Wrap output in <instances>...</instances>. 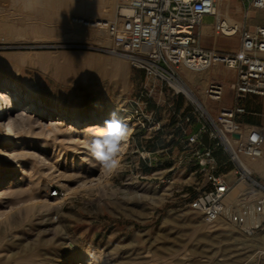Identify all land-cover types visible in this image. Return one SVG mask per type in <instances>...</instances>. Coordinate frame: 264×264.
I'll return each instance as SVG.
<instances>
[{
    "label": "rangeland",
    "instance_id": "obj_1",
    "mask_svg": "<svg viewBox=\"0 0 264 264\" xmlns=\"http://www.w3.org/2000/svg\"><path fill=\"white\" fill-rule=\"evenodd\" d=\"M39 1L0 0V66L3 73H12L17 84L32 83V94L51 104L57 103L58 110L63 108L60 104H65L67 110L84 108L93 94L116 102L117 106L124 99L133 98L137 91H145L143 87L149 79L122 57L117 56L124 69L121 78L98 74L96 67L107 66L108 58L113 57L110 42L98 46L71 37L68 30L73 24L68 21L74 17V10L66 17L65 27L54 9ZM123 1L113 0L110 17ZM236 3L241 6L240 0H223L221 12L227 10L238 22L264 23V13L253 14L254 9L243 6L239 11ZM202 21L211 23L213 16L204 15ZM212 41V31L199 35V43L203 46H212ZM236 44V37L217 38L214 46L232 48ZM86 59H93L94 65L82 73L78 63ZM65 65L68 67L64 69ZM216 73L225 83L223 96L220 101L208 104L213 107L229 105L232 98L227 83L232 75ZM185 80L203 98L200 85ZM163 90L162 96L170 99V91ZM154 96L160 97L158 93ZM140 100L144 101L145 96ZM181 101L179 98L178 102ZM23 107L13 113L16 120L19 116L23 118L14 128L18 138L25 141L22 150L26 149V153L17 154L22 171L0 192V264H54L60 248L74 246L93 252L101 264H264V254L253 256L257 250L255 245L246 246L264 234V222L247 231L233 232L230 230L235 229L233 227L206 223L190 209H177L176 199L167 200L163 186L158 189L161 196L144 195L149 191L142 184L154 185L156 180L132 178L130 170L134 162L127 156L131 139L117 158L115 168H101L95 160L90 165L84 153H77L89 147H82V142L72 143L63 136L64 125H52L51 120L38 118L34 111ZM21 111L26 113L22 116ZM73 163H81V166L75 170V175H67L65 169ZM20 178V184L15 183ZM241 183L238 181L234 186L235 193L240 191ZM50 185L57 187L59 193L47 199L44 194H49ZM262 209L264 211V203ZM245 222L246 219V227ZM214 227L218 228L202 231ZM245 238L248 241L244 243ZM63 241L65 243L57 245L53 253V244ZM236 241L240 242L236 244ZM18 242L19 262L11 259ZM240 243L242 246L237 247ZM29 247L30 251L23 253ZM43 251L49 255L44 256ZM86 263L85 259L74 264Z\"/></svg>",
    "mask_w": 264,
    "mask_h": 264
},
{
    "label": "built area",
    "instance_id": "obj_2",
    "mask_svg": "<svg viewBox=\"0 0 264 264\" xmlns=\"http://www.w3.org/2000/svg\"><path fill=\"white\" fill-rule=\"evenodd\" d=\"M217 1L124 0L99 29L112 50L131 58L149 79L145 91L116 106L133 124L127 155L134 162L132 178L156 180V191L163 186L177 209H190L208 224L247 231L244 220L250 213L264 222V23H227L214 11ZM244 1L264 12V0ZM204 15L213 21L204 23ZM207 24L210 47L199 43ZM234 37L233 49L214 46L217 38ZM181 65L209 71L205 85L195 83L203 98L187 83ZM216 72L232 75L229 105L208 104L223 96L225 83ZM164 88L170 99L162 96ZM255 158L260 169H247L244 161ZM238 181L243 187L229 198ZM58 193L50 185L49 194Z\"/></svg>",
    "mask_w": 264,
    "mask_h": 264
},
{
    "label": "bare ground",
    "instance_id": "obj_3",
    "mask_svg": "<svg viewBox=\"0 0 264 264\" xmlns=\"http://www.w3.org/2000/svg\"><path fill=\"white\" fill-rule=\"evenodd\" d=\"M39 2L45 5H49V7L53 8L57 14V19L62 24H64L65 27H66V23H65L66 17L70 12H73L74 10L73 12L74 17L70 18L69 21L67 19L68 22L74 25V26L72 25L71 28L68 30L70 34L67 32L69 35H71V37L80 38L86 40L87 43L96 44L98 46L104 45L105 43L106 44L109 43L107 42L108 40H106L107 38L104 32L100 30L99 27L104 21L110 19L111 13L114 9L113 0H40ZM222 2L223 0L217 1V5L215 6L214 11L218 15L220 14L224 15L225 21L227 23H231L234 20L229 16L228 11L226 10L224 13L221 12L220 5ZM210 27H211L210 24L203 26L202 32L208 34L211 33ZM110 51L113 57L119 56L131 61L130 58H127L122 54L119 55L114 50H110ZM113 57H111L110 59L108 58L107 66L105 65L102 68L96 67V71H98V74L100 72V73H107L110 75H119V76L123 75L124 73L123 65L118 60V57L117 58L115 57L113 58ZM78 65L80 66V72L86 73L87 70L94 65V61L93 59H86L80 61ZM67 67L68 65L63 66L64 69ZM179 70L182 72V74L187 80H189L190 82H195V83L197 82L201 86L205 85L209 75L208 70L198 71V70L190 69L184 65L179 66ZM217 70L218 69L216 68L213 69V71H217ZM94 75L97 76V74ZM119 78H121V76ZM90 79L92 80L93 78ZM85 80H87V78ZM227 85L230 86L229 83H227ZM32 93H33L32 83H27L24 85L17 84L15 82V76L10 72L3 73V69L0 66V94H4L3 99H0V192L5 188V186L13 183L14 179L22 171L19 167L20 164H18L17 154L19 153L20 156L22 151L26 150V149L22 150L23 146L25 145V141H22L21 139L18 138L19 135L14 131V128L16 125L22 123L23 118L19 116V120H16L15 117L13 116L14 111L21 106L22 107L24 106L22 108L24 110L34 111L35 115L38 118H45L46 120H51L49 123L52 125H64L63 130H61V134L63 136L64 135L67 136V138L70 139L69 141L72 143L82 142L84 144V146L82 147L85 146L89 147L91 140L99 132L98 126H103L104 122L110 118V114L113 112L117 114V117L119 119L121 120L126 119L127 123L129 124V127L130 128L132 127V123L128 119L127 114H119L117 112L116 102H109L107 99H103L99 95L96 94L91 95L89 97V104L86 105L84 108H80L79 110H67L65 109V104H60L61 107L63 108L58 110L57 103L53 102L51 104L49 101L36 97ZM22 113L25 114L26 112L21 111L20 114L22 115ZM77 135L83 138L80 139V137H77ZM17 150H19V152ZM77 153H84L87 156L85 159L88 160V164L90 163V165H92L91 162L94 159L92 158L89 150L87 151L78 150ZM81 158H83V155ZM244 165L249 170L258 171L261 166V161L258 158L246 159L244 161ZM80 166L81 163H77V164L73 163L70 167H66L65 170H67L68 172L67 175H75L76 174L75 170H78V167ZM56 169L58 170V168ZM20 181L21 178L20 180H18V182L15 183L20 184ZM142 186L145 188V190L149 191V193L148 192L144 193V195L151 194L153 196L157 194L158 196H161V193L156 191L155 185L142 184ZM239 187L240 188L243 187V182L239 185ZM234 188L235 187H233L232 190L230 191L229 198H232L237 194L235 193V191H233ZM44 195L48 196L47 199L50 198L49 196H52L50 194L48 195L44 194ZM261 220L262 219L259 215L255 213H250L246 218V222H245L247 230L250 229L251 227L259 226L261 224L260 223ZM217 228L218 227H214L211 229L208 228L202 231H212ZM230 230H232L233 232L234 231L238 232V230L236 229L230 228ZM242 241L243 242L248 241V238H245ZM239 242L240 241H236L235 243L237 244ZM63 243L65 242L64 241L55 242L53 244L54 247H51L52 252L54 253V251L58 249V247H56L57 245ZM252 243L253 245H255V248H257V250H255L252 253L253 256L264 254V234L259 235L258 240H255V242L252 241L248 242L246 246L252 245ZM241 244L242 243L238 244L237 247L242 246ZM15 245L17 249L12 250V253L11 252L9 253H11V259L13 260L15 259L17 262H19V242L16 243ZM30 248L31 247L24 250L23 253L26 251H30ZM2 249L4 248L2 247ZM59 250L60 253L58 254L55 260L56 264H74L77 260L82 261L85 259L87 261L86 264L102 263V261L99 258L93 256L94 255L93 252L92 253L87 252V250L83 248H76L74 246L70 248L63 247L62 249L60 248ZM52 252H50V254H52ZM7 255L9 254L7 253ZM43 255L47 257L49 253L47 251H43ZM31 257L32 256L30 255L29 259H31Z\"/></svg>",
    "mask_w": 264,
    "mask_h": 264
},
{
    "label": "clouds",
    "instance_id": "obj_4",
    "mask_svg": "<svg viewBox=\"0 0 264 264\" xmlns=\"http://www.w3.org/2000/svg\"><path fill=\"white\" fill-rule=\"evenodd\" d=\"M3 96L0 94V97ZM98 127L99 132L91 140L88 150L101 168H115L118 165L117 158L131 135V128L126 119H119L115 112L110 114L103 126Z\"/></svg>",
    "mask_w": 264,
    "mask_h": 264
},
{
    "label": "crops",
    "instance_id": "obj_5",
    "mask_svg": "<svg viewBox=\"0 0 264 264\" xmlns=\"http://www.w3.org/2000/svg\"><path fill=\"white\" fill-rule=\"evenodd\" d=\"M240 3H241V6H243L244 8L245 7H247V8H250L248 5H247V2L246 1H244V0H240ZM238 3H236V5H235V7L240 11V9H241V6L240 5H237ZM249 12V11H248ZM253 14H259V13H264V12H261V11H257V10H253ZM249 13H247V15H248ZM241 22V24L243 25V26H245V27H253L254 25L253 24H247V23H243L242 21H240ZM235 46H237V45H234V47ZM205 47H207V46H205ZM234 47H232V48H221V47H219L218 49H220V50H224V51H227V50H230V49H233Z\"/></svg>",
    "mask_w": 264,
    "mask_h": 264
},
{
    "label": "trees",
    "instance_id": "obj_6",
    "mask_svg": "<svg viewBox=\"0 0 264 264\" xmlns=\"http://www.w3.org/2000/svg\"><path fill=\"white\" fill-rule=\"evenodd\" d=\"M242 120L249 121V119H246V118H244V117L242 118Z\"/></svg>",
    "mask_w": 264,
    "mask_h": 264
},
{
    "label": "snow or ice",
    "instance_id": "obj_7",
    "mask_svg": "<svg viewBox=\"0 0 264 264\" xmlns=\"http://www.w3.org/2000/svg\"><path fill=\"white\" fill-rule=\"evenodd\" d=\"M0 99H3L2 97H0Z\"/></svg>",
    "mask_w": 264,
    "mask_h": 264
}]
</instances>
